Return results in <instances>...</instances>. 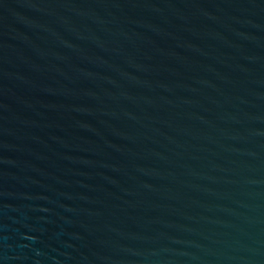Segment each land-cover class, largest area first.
<instances>
[{"label": "water", "instance_id": "95a60500", "mask_svg": "<svg viewBox=\"0 0 264 264\" xmlns=\"http://www.w3.org/2000/svg\"><path fill=\"white\" fill-rule=\"evenodd\" d=\"M0 264H264V0H0Z\"/></svg>", "mask_w": 264, "mask_h": 264}]
</instances>
